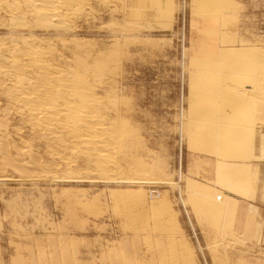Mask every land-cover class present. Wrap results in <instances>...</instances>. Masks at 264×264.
I'll return each mask as SVG.
<instances>
[{
	"label": "rangeland",
	"instance_id": "rangeland-1",
	"mask_svg": "<svg viewBox=\"0 0 264 264\" xmlns=\"http://www.w3.org/2000/svg\"><path fill=\"white\" fill-rule=\"evenodd\" d=\"M206 1L137 0L157 14L148 20L138 16L134 30L125 34L114 23L124 24L122 14H109L108 7H88L90 17L78 19L68 33L33 23L14 31L7 16L0 19V39L5 42L11 37L79 38L116 56L105 75L106 85L97 87H116L125 103L121 113L136 135L129 148L132 167L121 162L120 173L107 176L94 170L86 148L78 156L76 149L57 148V140L38 137L16 113L10 114L6 134L0 135V264H167L158 248L169 247L177 251L173 260L180 264H186L187 256L195 264H264V250L249 244L234 227L237 202L228 185L235 174L227 163L247 146L244 131L264 124V93L256 92L262 93L258 100L263 106L254 113V101L249 102L254 89L245 86L249 77L226 65L235 50L264 52V0ZM210 61L215 62L212 68ZM210 81L218 92L231 82V92L243 96L242 103L229 94L233 106L218 96L216 108L232 117L243 110L238 114L243 118L221 123L208 118L213 140L197 119L209 111L201 99ZM0 102L5 109L1 96ZM246 102H253L250 109ZM247 118L251 123L243 122ZM220 135L229 141L221 143ZM69 160L76 162L71 165ZM75 170L79 172L71 174ZM199 171L222 187L198 182L194 174Z\"/></svg>",
	"mask_w": 264,
	"mask_h": 264
},
{
	"label": "bare ground",
	"instance_id": "bare-ground-1",
	"mask_svg": "<svg viewBox=\"0 0 264 264\" xmlns=\"http://www.w3.org/2000/svg\"><path fill=\"white\" fill-rule=\"evenodd\" d=\"M142 3H138L137 0H0V16H2V18L0 19H3V17L7 16L11 21V24H9L10 28H12L14 31H16L19 27L22 28V27L31 26L30 24L33 23V24H39L36 26L43 27V29L55 28L56 31L63 30L66 33H68L74 27V22L86 16L87 13L90 15L91 12L90 11L87 12L88 7H93V9L96 8V10H98L97 9L98 7L104 9L108 7L111 10V12L107 10L109 14L114 12L118 14L119 13L122 14L121 18H122V23L124 24H119L118 21H117L118 23L115 21L114 23L118 25L112 23L111 26L113 28L114 25H116L117 27L115 28L120 29L125 34L128 33L129 31L134 30V28L136 27L137 18H139L138 16H143L145 19L148 20L151 19L156 13V11L151 12L149 11L148 8H144ZM157 5L159 6V4ZM5 8H7V10H5L8 12V14L7 12H5L7 15H4L2 12ZM168 12L171 13L169 10L166 13L164 12L166 14L165 16L169 15ZM93 14L91 16H93ZM114 20H112V22ZM5 38L3 39L5 40ZM104 48L101 49L98 48V50H96L95 48L93 49L92 46H89L87 43H85V40L79 38H65L60 36H58L54 40H45L35 37L32 38L11 37L9 41L5 42L2 39H0V96L3 97L4 100H6L7 102V104H5L6 105L5 109H1L0 106V135L4 136L6 134L4 129H6L5 128L6 125H9L7 120L8 116L12 113L14 114L16 113V115L19 116L20 120H22L21 122L28 125V127L31 129V132L35 133L38 137H44L50 140L51 139L57 140L58 141L57 148H59V146L60 149L73 148L72 152H74V149H76L77 151L75 152L77 153V156L87 152L86 154L87 156L85 157H88L89 163L90 161L91 163L93 162L92 164L94 165L95 168L93 166L92 167L94 168V170L98 172V174L100 173L110 176V173L111 174L115 173L118 175L117 172L119 171L120 173V170L123 167L121 165V162L130 163L129 167H132L133 160L131 159L132 156H130L131 153L129 148L130 149L132 148L131 146L133 143V139L135 138L134 136L136 135H134L133 132L134 130L133 131L131 130L130 128L131 126L129 125V122L126 120V117L121 113V108H120V105L122 103L121 97L117 94V91L115 90L116 87H108L110 83L107 84L108 85L107 87H101V86L97 87L98 84L104 83L105 75L107 74V71H109L108 68H110L109 65L111 66V61L116 62V58H117L116 56L110 54L107 51V49L104 50ZM221 56L223 55L221 54ZM229 57L227 59L229 60V62L226 65L231 66V68L235 72H237L238 75L239 74L243 75L245 78L247 76L249 77L247 78L249 80L245 79L246 82L248 81V84L243 83V85L245 84V86L254 89L253 91L250 88H248L250 89V93L253 91L251 95L254 98L252 99L251 98L252 96H250L251 100L249 99V102L254 101L255 105H252L253 102L250 103V105H252L251 107L255 106L254 110H252L255 113L256 108L258 111V109H262V108H258V106L260 107L263 106L262 104H264V102L261 104V102L258 100L260 98L259 96L262 94L261 93L259 95L261 90H263L264 93V88L262 89V87H264V73L262 71L264 70V52H261L257 49L255 50V48L241 49V50L239 49L232 52V54H230ZM219 59L220 58H218V60ZM209 65L212 68L215 65V62L210 61ZM217 67L219 68V66ZM218 72L220 74V71ZM223 73H227V72H223ZM216 81L217 80H215V82ZM230 83L228 81L227 83L225 82L226 84L225 87H222V89L220 88L218 92L217 87L214 88V86H212L210 81V86L208 88H205L207 89L206 93L208 94L203 96L201 99V101H203L202 103L204 104V106L208 105L210 107H209V111H206L204 114L199 115V117L197 116L198 117L197 119L199 121L203 120L202 124L204 125V127L206 129L209 128V132L211 134L210 139H212V137L214 136L213 132L215 130L214 131L212 130L211 125H206L207 123L209 124L210 121V120L208 121V118L211 119L212 121H217L219 123L222 120H226L225 118H227L228 121L229 117L230 118L232 117L231 116L232 114L228 116L227 112L225 114L223 110L221 111L219 110V107L216 108L215 103L218 96L219 98L223 97L225 101H229V103L224 102L228 104H231L230 103L231 98H229L230 97L229 94L235 95L237 99L241 98L243 100V96H241L242 93L241 94H238V92L235 93L236 91L234 92V90L231 92L230 87L233 85V83L229 87ZM238 84L239 83L237 82L235 85L239 87ZM258 91L260 92L256 93ZM214 92L216 93L218 92V93L215 94ZM263 97L264 94H262V98H260V100L263 99ZM242 100L241 102L243 103ZM241 102L239 103V105L241 104ZM247 102L246 104L248 105ZM250 105H248L249 106L248 109L251 108ZM237 106L235 104L236 108L239 107ZM240 108L242 109L241 106ZM238 109L233 108L234 113L233 112L232 113L237 114L235 110ZM239 111H243V110H239ZM239 111L238 114H240ZM223 113L227 116H225ZM245 113H247V111ZM218 114L221 116L219 117ZM247 115L245 114V116ZM237 116L235 117L238 120L239 116L238 117ZM242 118L243 117L241 116V119ZM249 118H251L250 115ZM251 119L254 120L253 118ZM251 119L249 120L247 118L243 120V122L251 123L252 121ZM198 123L196 125H198ZM223 123L225 122L223 121ZM216 130H218V128ZM239 134L242 136V138L245 137L243 136L244 134L242 135L241 132ZM220 136L221 137L219 141H222L221 143L228 142L230 139L229 136L226 137H223L222 135ZM232 142L234 141L232 140ZM221 143H219V146ZM53 146L56 148V145ZM85 148L88 151L86 150V152H84ZM47 149H49V147ZM124 150L126 151L128 150L129 152L125 153L123 152ZM53 152L55 151L52 150V153ZM120 152L121 153L123 152L124 155L123 156L122 154L120 155ZM65 153L66 151L64 152V154ZM73 156L75 157L76 155ZM67 158H69V156ZM66 161H68V159ZM63 162H65V159L63 160ZM75 162L76 161L70 163L72 165V163ZM38 163L36 164V162H34V164L36 165H38ZM33 166L36 167L35 165ZM67 166H70V164ZM72 167L75 168L74 166ZM77 167L78 166H76V168ZM36 168L39 167L37 166ZM75 171L71 172V174L75 175V173L79 172V171L78 172ZM158 253H160L159 255L162 256V262L165 261L167 264H180L175 260H173L176 259L177 257V251L174 250V247H169V249L158 248ZM170 258H172L171 259L172 261L170 260ZM134 259H136V257ZM186 259H187L185 260L187 261L186 264L187 263L195 264L193 263V259L191 257L187 256ZM138 263L139 261L136 262V264Z\"/></svg>",
	"mask_w": 264,
	"mask_h": 264
},
{
	"label": "crops",
	"instance_id": "crops-1",
	"mask_svg": "<svg viewBox=\"0 0 264 264\" xmlns=\"http://www.w3.org/2000/svg\"><path fill=\"white\" fill-rule=\"evenodd\" d=\"M246 133L247 146L243 143L245 147L235 161L227 162L233 166L235 174V178L230 179L228 192L237 202L235 229L249 244L259 245L264 250V124L254 130H245ZM199 172L194 174L198 182L211 188L222 187L215 180L207 179L204 171Z\"/></svg>",
	"mask_w": 264,
	"mask_h": 264
}]
</instances>
